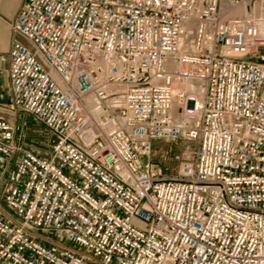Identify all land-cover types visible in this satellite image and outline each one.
Here are the masks:
<instances>
[{
	"label": "built area",
	"instance_id": "2783aa9c",
	"mask_svg": "<svg viewBox=\"0 0 264 264\" xmlns=\"http://www.w3.org/2000/svg\"><path fill=\"white\" fill-rule=\"evenodd\" d=\"M7 25L50 152L0 115V264H264V0H25Z\"/></svg>",
	"mask_w": 264,
	"mask_h": 264
},
{
	"label": "crops",
	"instance_id": "0c3cea01",
	"mask_svg": "<svg viewBox=\"0 0 264 264\" xmlns=\"http://www.w3.org/2000/svg\"><path fill=\"white\" fill-rule=\"evenodd\" d=\"M24 2L25 0H0V115L1 110H5L4 103L10 99L9 48L16 41V37L7 26V22L14 20Z\"/></svg>",
	"mask_w": 264,
	"mask_h": 264
},
{
	"label": "rangeland",
	"instance_id": "374dc122",
	"mask_svg": "<svg viewBox=\"0 0 264 264\" xmlns=\"http://www.w3.org/2000/svg\"><path fill=\"white\" fill-rule=\"evenodd\" d=\"M9 22H7L8 24ZM8 26V25H7ZM4 109L1 115L14 126L15 134L20 142L28 149L37 154H49L50 152V135L45 129L25 114L17 110L9 101L4 103ZM168 146H165L167 148ZM174 150V145L170 146Z\"/></svg>",
	"mask_w": 264,
	"mask_h": 264
},
{
	"label": "bare ground",
	"instance_id": "6f19581e",
	"mask_svg": "<svg viewBox=\"0 0 264 264\" xmlns=\"http://www.w3.org/2000/svg\"><path fill=\"white\" fill-rule=\"evenodd\" d=\"M244 8H235L234 10H231L230 12H229V16H231V17H235V16H243L244 14H243V12H244Z\"/></svg>",
	"mask_w": 264,
	"mask_h": 264
}]
</instances>
